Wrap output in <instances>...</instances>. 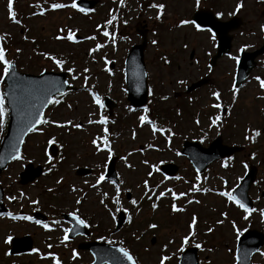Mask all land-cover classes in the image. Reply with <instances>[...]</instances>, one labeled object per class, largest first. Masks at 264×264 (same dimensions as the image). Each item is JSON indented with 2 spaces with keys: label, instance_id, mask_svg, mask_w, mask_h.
Returning a JSON list of instances; mask_svg holds the SVG:
<instances>
[{
  "label": "rangeland",
  "instance_id": "1",
  "mask_svg": "<svg viewBox=\"0 0 264 264\" xmlns=\"http://www.w3.org/2000/svg\"><path fill=\"white\" fill-rule=\"evenodd\" d=\"M53 2L69 6L52 10L50 4ZM71 3L72 0H14L13 8L21 22L16 24L9 19L7 0H0V36L5 37L2 43L7 50V59L14 61L18 69L26 73L74 69L69 80L75 89L57 98L61 103L51 105L45 119L59 123L70 120L73 124L82 125L80 129L71 125L63 128L55 124L40 126L43 131L33 132L26 139L23 159L14 161L0 176V182L6 188L5 201L15 216L19 215L20 210L29 214L37 209L50 218L49 229H45L43 224L38 225L33 221L0 217V264H54L53 257L59 259L60 264H90L92 254L77 248L80 241L86 240L112 241L121 245L130 251L138 264H159L164 255L171 257L165 264H178L182 253L179 251L181 238L191 231L189 225L193 216L197 218L195 236L190 238L184 249L199 243L200 264H235L240 234L248 228L264 231V219L260 214L264 206V198L261 197V190H264V89L255 79H264V55L258 58L257 68L244 86L235 88V98L233 86L238 61L232 57H239L241 49L252 50L262 43L264 0H200L199 7L194 6L195 0H125L124 6L120 5L119 0H99L90 12L72 8ZM159 3H163L165 8L157 20L159 10L150 5ZM237 3L243 5L239 10L236 9ZM199 8L222 13L219 17L223 20L234 15L242 19L239 29L233 32L231 52L221 57L213 70L208 65L216 46L211 33L198 31L191 24L178 26L181 19H191ZM41 9H46L43 15L39 14ZM118 12L119 23L107 24ZM138 20H142L148 28V46L145 50L149 86L147 113L142 108L131 110L125 83V58L131 46L141 42L140 35L135 31ZM60 29L65 31L61 32ZM68 29L75 33L78 43L55 38L58 35L66 37ZM105 30L109 32L108 37L102 34ZM91 36L96 38L85 39ZM153 40L157 43L153 44ZM97 44L103 47L90 53L89 50ZM192 50L194 57L190 58ZM45 53L63 59L65 64L58 68ZM165 59L169 62L165 63ZM111 62L115 63L114 68L109 67ZM204 76L211 78L210 84L185 93L187 85ZM4 87L3 81L0 82V91ZM93 92L100 96L101 101L105 96L111 97L117 106L112 111L105 107L100 109L94 103ZM175 92L182 94L175 96ZM212 92L220 93L219 101L212 96ZM217 102L221 107H227L225 115L221 113L222 108L211 107ZM101 114L108 118L106 125L89 123L90 120H98ZM142 115L165 131L153 132L152 124H141L139 117ZM216 115H220L221 120L213 125L212 118ZM7 121L8 115L4 128L0 130V141ZM104 127L109 130L112 155L118 157L116 173L119 181L116 184H120L121 188L119 205L113 199L115 185L108 182L112 180L92 187L101 172H105L109 160L107 150L97 152L91 143L97 136H103ZM168 130L174 135H169ZM251 130L261 133L254 141L245 139L246 135L251 136ZM218 135H222L226 144L243 146L244 151L216 161L198 175L188 159L180 154L182 144L187 139L208 145ZM50 139L59 146L60 152L49 162ZM30 161L36 165L42 164L46 171L34 183L21 186L19 173ZM165 162L179 165L176 176L165 179L166 176L159 169ZM250 164L258 169L257 182L250 190L257 204L254 211L245 213L219 193L233 192ZM82 166L91 168L92 173L77 175L76 169ZM150 171L153 173L151 177L148 176ZM197 176L200 177L199 181ZM58 180L61 181L59 184ZM144 180H148L152 188L160 185L155 194L148 193L153 196L152 200L145 195ZM193 185L200 191H191ZM165 188L186 195L173 201L171 195L166 194L157 200L155 197ZM104 193H107V197ZM12 196L18 201L15 205L10 203L9 197ZM133 199L137 201L136 206L130 202ZM32 200L38 203L32 204ZM77 200L81 202L77 204ZM153 202L157 204L155 210L151 207ZM173 203L184 208V211L173 213ZM118 208L127 209V219L124 226L115 232ZM73 211L88 223L92 232L87 237L64 240V229H69L70 225L64 221L62 214ZM113 215L115 220L112 219ZM53 221L60 223L53 224ZM217 221L222 223L218 224ZM150 223L158 227L149 229ZM209 228L213 231L208 232ZM26 234L31 235L34 248L38 251L9 254L11 241L6 242L7 237ZM137 236L140 238L136 239ZM170 240L173 242L169 243ZM260 252H264V247L253 256V264H264V256Z\"/></svg>",
  "mask_w": 264,
  "mask_h": 264
},
{
  "label": "water",
  "instance_id": "2",
  "mask_svg": "<svg viewBox=\"0 0 264 264\" xmlns=\"http://www.w3.org/2000/svg\"><path fill=\"white\" fill-rule=\"evenodd\" d=\"M77 3L80 7L89 10L92 9L98 3V0H79L77 1ZM192 19H194L198 24H200L201 27L211 28L216 33L218 37V53L213 57L211 61L212 65H215L216 60L220 56L230 51L232 40V35H230V31L237 29L242 21L237 17L232 18L228 21L218 20L210 10H199L193 15ZM136 30L142 36L143 41L141 44H136L132 47L126 59L127 86L129 94L128 99L131 104L135 106H142L146 104L148 98L147 73L144 61V50L147 46L148 40L147 30L141 23L137 24ZM262 53H264V45L261 49L254 52H242L241 63L239 65V70L236 76V85L238 87L242 85L244 79L254 67V60L256 56ZM15 72V77L10 74L9 77L4 80V82L6 83L5 92H9V88L12 86L13 81L15 79L21 80L25 86H27L29 82L33 81H58L60 82L58 84V87L60 88L61 92H65L70 88L69 83H63V81L67 80V72L43 71L40 74L22 73L18 71L16 65ZM208 82V78H202L198 82L193 83L188 88V91L194 90L195 88ZM17 94H19V90H17ZM105 104L111 109L116 105V103L109 97H106ZM8 107L10 110V122L8 126V132L4 137L0 148V154H3L5 157V159L0 162V173L8 166L9 162L13 160L9 157L8 154L12 150L11 145L17 141V138L19 136V129L17 127V114L10 105H8ZM45 110L46 108L42 109L43 116ZM27 134L23 136V140L25 139ZM22 144H18L17 146L21 149ZM241 149L242 148L239 146H228L223 144L222 138L218 137L207 148L203 147L198 142L186 141L183 153L187 154L189 156V159L192 161L193 165L200 172H202L214 160L223 157H229L234 153L240 151ZM50 152L52 155H56L58 152L57 146H50ZM114 162L115 161L112 160L108 170V176L113 178H115ZM162 168L165 172L169 174H174L177 171L176 166L173 164L164 165ZM42 171V166L34 167L33 163L26 165L25 171L21 173V182L28 183L29 181H32L36 177L40 176L42 174ZM82 172L88 173V171H86L85 169H83ZM256 172V168L251 167L249 173L247 174L241 185L235 191V196L249 208L253 206V203L248 194V191L256 178ZM3 195L4 192L2 186L0 185V212L6 210L2 203ZM123 221L124 217L123 214H121L119 224L116 230L121 227ZM74 223L76 226H74V228L72 229L71 236H74L75 234L80 232L86 234L89 233V231L82 225L76 224L75 221ZM154 241L155 240L153 239V242ZM263 244L264 233L253 229L246 231L239 240L237 250V264H251V257L253 253L256 252ZM31 246L32 240L29 236H25L23 238H15L13 241V248L10 252L12 254H18L21 252L28 251ZM80 246L82 248H88L94 253L96 257V261L94 262V264H101L104 262H108V264H128V262L123 259L120 253L116 251V249L119 248L118 246L98 242H91L87 244H82ZM179 264H199L197 248L192 247L186 250Z\"/></svg>",
  "mask_w": 264,
  "mask_h": 264
},
{
  "label": "snow or ice",
  "instance_id": "3",
  "mask_svg": "<svg viewBox=\"0 0 264 264\" xmlns=\"http://www.w3.org/2000/svg\"><path fill=\"white\" fill-rule=\"evenodd\" d=\"M124 2L125 0H119V3L121 6H124ZM13 3L14 0H7V12H8V16L9 19L12 20L14 23L16 24H20V20L17 19V13L14 11L13 8ZM200 5V0H195V7H199ZM69 5L64 4V3H57V2H53L50 4V8L52 10H57V9H62L65 7H68ZM72 8H77V3L76 0H72V3L70 5ZM242 3H237L236 5V9L239 10L242 7ZM36 7H39V5H36ZM150 7L156 8L159 11L157 12V16L156 19L159 20L161 18V15L163 13V10L165 8V5L163 3H159V4H151ZM81 12H87L88 9L85 8H79L78 9ZM44 11H46V9H41L40 13L41 15L44 14ZM35 14V13H34ZM217 17L221 16L222 13H217L216 14ZM116 20V16H112L111 19H109L107 21V24H112L113 21ZM193 25L198 31H204L205 29L201 28L200 24H197L196 21L194 19H181L179 21V25L178 26H183V25ZM97 27H100L99 25ZM59 31L64 32V29H60ZM206 31H208L209 33H211V39L213 41L216 40V34L212 31L211 28L206 29ZM261 31H264V25H261ZM105 37L109 36V32L107 30L103 31L102 33ZM4 36H0V82L4 81L7 77H9V75L11 74L13 77L16 76V72H15V65L14 62L12 60L7 59V50L6 48L3 46L2 41L4 40ZM56 39L60 40V39H67L69 41H72L74 43H78L79 41H77L75 39V33L71 30L68 29V34L67 36H60L58 35L57 37H55ZM95 36H91V37H85V39H95ZM25 39H27V37H25ZM114 42V41H113ZM153 44H156L157 41L153 40L152 41ZM103 47V45L101 44H97L96 47L94 49H90V53L93 51L98 50L99 48ZM185 47H187V45H185ZM17 52L20 51V49H16ZM241 51H243V49H241ZM44 55H46L49 59H51L55 65L58 68H62L63 65L65 64V61L63 59H58L55 56H51L47 53H45ZM232 59L234 60H239V57H232ZM165 63H168L169 61L167 59L164 60ZM107 63V61H106ZM211 67V66H209ZM67 71L69 73H73L74 69L73 68H67ZM85 72L88 71V69H84ZM42 75V74H41ZM73 79H76V76L72 77ZM258 82L259 85L261 87V89H264V79H261L260 77H256L255 78ZM85 80H87V77H85ZM60 82L58 81H50V80H42V81H33V82H29L27 86L24 85V83L19 80V79H15L13 81L12 86L9 88V92H3L0 91V130H2L5 126L6 123V117L9 114V107L7 105H10L13 110L16 112L17 114V127L19 129V136L17 138V141L15 143H13L11 145V152L8 154L9 157L13 160H22L23 159V155L21 152V149L17 146L18 144H22L24 142L23 140V136L26 135L27 133H31V132H38V131H43L42 128H38V125H45V124H55L57 127H67L69 125H71L74 128L80 129L82 128V125L79 123H75L73 124L72 121H65L64 123H59L56 121H52L50 119H45L43 117V112L42 109L47 108L49 105H58L61 103L60 99H57L56 96H63L64 93L60 91V88L58 87V84ZM64 84H68V81L65 80L63 81ZM180 83H183V81H180ZM17 90H19V94H17ZM236 89L235 86H233V98H235L236 96ZM10 93V94H9ZM212 96L214 98H216L217 101L220 100V93L219 92H212ZM92 97L94 100V103L97 104L99 106L100 109L104 108V104L101 101V98L99 95H97L96 93H92ZM167 97H162V99H166ZM7 102V103H6ZM69 107H71L69 105ZM211 107L220 109L221 108V104L219 102L211 105ZM149 110L148 108L144 109V112L147 113ZM139 120L141 122V124L148 122L150 124H152V131L153 132H161L163 133L165 130L162 128H159L156 126V124L152 121H149L147 116L142 115L139 117ZM221 120V116L220 115H216L214 118H212V124L215 125L218 121ZM199 121H197L198 123ZM89 123H96V124H100V125H106L108 123V118L106 116H104L103 114H101L99 116L98 120H90ZM103 131V136H97L96 138H94L91 143L96 147V151L100 152L102 150H107L109 158H111L112 156V149L110 147V141L108 139L109 137V130L107 127H104L102 129ZM169 131V135H174V133H171L170 130ZM261 133L258 130H251V136L246 135L245 139H249L254 141L255 137L259 136ZM49 144L53 143V140H49L48 141ZM149 147H151V145H149ZM177 155H179V153H177ZM254 155V154H253ZM5 159L3 154H0V162H2ZM52 159L51 156H48V161L50 162ZM62 159V157H61ZM122 159H125L124 157H122ZM144 163H147V161H144ZM130 167V165H129ZM154 167V166H153ZM245 168H247V164L244 165ZM156 171H159L158 168H155ZM49 171H51V168H49ZM152 172H148V176L151 177L152 176ZM165 179H168V177H165ZM177 179H179V177H177ZM197 181L200 180V177L197 176ZM62 180V178H61ZM106 177L103 174V172H101V174L97 177L96 179V184L92 185V187H96V185H99L102 181H105ZM61 181L58 180L57 183L59 184ZM109 183H112L115 185V197L114 202L119 205L120 204V199H119V195H120V184H116L115 181H108ZM161 183H163V181H161ZM143 187L146 190L145 191V195L149 200L153 199L152 195H148L149 192L155 194L156 189L160 187V185H156L154 188L149 186V182L148 180H144L143 181ZM73 191H76L75 188L72 189ZM49 191H53L52 189H49ZM125 191H130V189H125ZM191 191H200V189L196 186L193 185ZM207 191V190H205ZM166 194H170L171 198L173 201H176L178 199H180L181 197H184L186 195V193L184 192H180L177 193L175 191H173V189L171 188H165L163 191H160L159 194L155 197L157 200H159L160 198L165 197ZM221 196H226L227 199L229 201H232L233 203L237 204L240 208H242L245 213H251L252 211H254V209L248 208L245 206L244 203L241 202L240 199H238L235 195H233L232 192H220L219 193ZM21 195H23V193H21ZM105 197H107V193L103 194ZM10 200H15L16 197L12 196L9 197ZM81 201L77 200L76 203L79 204ZM131 204L133 206L137 205V201L135 199L130 201ZM190 203L192 201H189ZM32 204H37L38 201L37 200H32L31 201ZM101 203L103 204L104 201L101 200ZM196 203H199V201H196ZM151 207L153 208V210H155L157 208V204L155 202L152 203ZM118 211L121 209H117ZM123 211H127V209H123ZM171 211L173 213L175 212H182L184 211V208L182 207H177L176 203H173L171 205ZM261 216L264 217V210H261L260 212ZM8 215L13 219H20V220H25V221H33V217L30 215H21V216H15L12 215L11 213H8ZM69 216H71L73 218V220H75L76 224L78 225H82L87 227L88 225L86 224L84 219H81L78 215L77 212L73 211V212H69L68 213ZM113 220L116 219V217L113 215L112 217ZM245 219H247V216H245ZM197 218L195 216L192 217V221L189 225V228L191 231H189L188 235H185L181 238V246L179 248V251L183 252L184 251V246L187 245L189 243L190 238H193L195 236V231H194V227L196 224ZM36 224H41V221L39 220H35ZM53 224H58L60 223L59 221H53ZM217 223H222V221H217ZM43 227L45 229H49V225L48 224H43ZM158 227L157 224L155 223H150L148 224V228L149 229H156ZM233 227L235 228V225L233 224ZM213 229L209 228L208 232H212ZM64 240L68 239V229H64ZM237 235H239V233H237ZM140 237L137 236L136 239H139ZM13 238L11 236L7 237L6 242L11 241ZM101 239H103V237H101ZM173 241H169V243H172ZM109 243H112V241H109ZM122 243V242H121ZM49 248L52 247L51 244L48 245ZM196 248H201V245L199 243H197L195 245ZM164 248H167V245L164 246ZM211 250V249H209ZM38 250L33 248L32 252H37ZM116 251H118L120 253V255L123 257L124 260H126L128 262V264H137L136 260L134 259V257L130 254V251L125 248V247H119L118 249H116ZM49 255H52L51 253ZM261 256H264V252H260ZM76 256V252L75 250H73V257ZM54 259V264H60L59 259H56L55 257H53ZM169 259H171L170 256L164 255L160 258L159 264H165L166 261H168ZM106 264V262H105Z\"/></svg>",
  "mask_w": 264,
  "mask_h": 264
},
{
  "label": "flooded vegetation",
  "instance_id": "4",
  "mask_svg": "<svg viewBox=\"0 0 264 264\" xmlns=\"http://www.w3.org/2000/svg\"><path fill=\"white\" fill-rule=\"evenodd\" d=\"M261 44H262V43H261ZM75 172H76V171H75ZM17 202H18V201H16V200H11V204H12V205H15ZM19 212H20V214L24 215V212H25V211L20 210ZM32 212H33V211H32ZM32 212H31V214H32ZM47 216H48V215H47ZM47 216H46V219L49 218V216H48V218H47Z\"/></svg>",
  "mask_w": 264,
  "mask_h": 264
}]
</instances>
